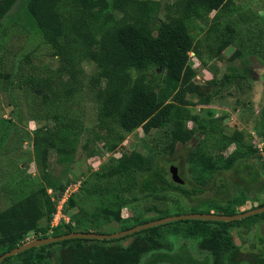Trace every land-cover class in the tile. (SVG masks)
<instances>
[{
  "label": "trees",
  "instance_id": "obj_1",
  "mask_svg": "<svg viewBox=\"0 0 264 264\" xmlns=\"http://www.w3.org/2000/svg\"><path fill=\"white\" fill-rule=\"evenodd\" d=\"M9 2L0 0V19L5 16ZM233 3V0H176L163 6L165 13L161 17L159 12L162 5L157 0H26L27 12L33 23L55 48V54L64 61L61 72L69 74L67 78L60 75L39 78L33 84L35 93L46 104L47 116L52 114L59 124L57 131L47 135L37 132V145L45 144L42 150L39 149L43 161L46 163L50 148L66 159L73 157L76 136L82 133L84 125L72 103H77L82 97L87 82L97 102L96 122L89 129L94 141H102L108 149L114 150L125 140L123 131L129 133L141 127L143 133L148 134L153 129L167 128L173 141L171 152H175L174 145L177 143L187 145L188 161L203 163L209 174L207 178L203 177L205 182L201 178L198 184L191 182L193 184L188 187L184 178V183L172 178L170 167L160 163L158 152L152 156L151 152L145 154L133 151L103 165L91 176L90 182L122 174H129L130 177L136 175L134 186L127 185L124 188L132 200L142 197L167 199L174 193L183 201L181 208L184 204L207 202V213L233 215L248 211H239L238 208L244 207L254 193H264V175L252 157L259 149L252 142L251 134L237 129L227 131L229 127L223 116H213L208 123L199 124L198 129L197 126L190 128V120L197 123L200 120L198 116L192 115L188 109L190 103L186 99V94L194 91L192 80L198 75V67L191 62L193 56L203 66H209L210 61L222 58L224 51L233 46L234 51L229 56L232 62L255 50L256 46H248L251 41L244 43V38L257 36V31L260 38L264 37V26L253 23L257 17L263 18L251 11L234 15L236 5ZM211 15L212 24L207 30L197 28V20ZM243 26L246 30H243ZM84 62L96 66L93 75H87L82 66ZM154 69H159L160 74L150 75L149 72ZM232 72L226 75L231 77L227 79L229 82H241L248 75V72H238V68ZM67 98L71 99L72 105L69 107L66 106ZM201 102L206 100L202 99ZM261 126L264 127V124ZM197 130L205 136L194 139L197 142L195 144L190 138ZM72 132L75 137L70 138ZM215 138H219L213 144L219 146L218 149L225 150L232 145L234 149L226 156L207 154L205 149ZM232 170L241 179L238 184L233 183L235 186L232 189L239 188L241 194L234 192L228 195L231 182L222 181L216 193L227 194L224 199L208 198L197 204L188 202V199L207 192L211 182L215 183V179L220 178L224 171ZM44 180L45 187L0 211V256L23 245L31 231L43 237L74 232L70 222L64 219L58 225L51 226L58 200L63 191L74 183L73 180L59 185L47 175H44ZM79 182L78 188L65 202L66 210L74 200V194L84 189L87 179ZM93 187L91 193L106 194L101 186ZM50 189L61 192L55 197ZM117 203L122 204V201ZM260 206H264V202L253 208ZM178 210L153 205L145 212L150 211L154 215L148 217L143 212L135 218L134 223L123 228L130 229L170 213L186 211ZM117 216L119 220H124L118 211ZM257 216L248 224L264 220V212ZM44 218L47 220L45 226L41 224ZM243 219L245 217L233 221L179 219L163 223L162 226H170L164 232H161L159 224L119 238H72L58 243L75 242L83 246V258L90 264H264V251L253 254L244 251L246 244L258 246L259 242H250L247 236H243V230L239 231L238 237L234 234V229L242 228ZM62 228L65 230L60 232ZM246 228L248 233L249 225ZM84 231L89 232L87 229ZM168 235L183 238L175 251L170 246L157 245ZM128 238L131 241L118 249L103 248L107 242ZM190 239H198L207 253L196 255L191 250ZM45 246L47 244L32 247L16 255L27 256V264H31L35 258L37 264H41L43 255L34 254L33 251ZM13 257L5 258L1 264Z\"/></svg>",
  "mask_w": 264,
  "mask_h": 264
},
{
  "label": "rangeland",
  "instance_id": "obj_2",
  "mask_svg": "<svg viewBox=\"0 0 264 264\" xmlns=\"http://www.w3.org/2000/svg\"><path fill=\"white\" fill-rule=\"evenodd\" d=\"M157 1L162 5L159 15L164 17L163 6L172 4L176 0ZM233 2L236 5L234 15L240 12L247 14L248 11H251L254 15H260L263 18L261 20L257 17L253 23L258 22L259 26H264V0H233ZM26 6V0H10L6 6L5 16L0 19V211L29 193L45 187L44 175H47L58 185L66 184L72 180L74 183H78L87 179L84 189L74 194V200L70 203L69 208L64 209L70 222L69 225L74 231L87 229L98 233L120 232L125 230L123 226L134 223L135 218L143 212L148 217L154 215L150 211L145 212L153 205L172 211L186 209L185 212L170 213L165 217L187 213H207L208 203L199 201L208 198L221 200L225 196L227 197V194L217 195L216 193L217 187L222 181L231 182L228 195L241 192L237 187L232 189L235 186L233 183L241 182L240 176L235 170L224 171L222 176L220 174V178L215 179V183L211 182L207 192L188 199V202L195 204L199 202L197 205L184 204L183 208H181L182 199L174 193L170 194L167 199L142 197L132 200L131 195L125 192L124 188L127 185L134 186L136 175L130 177L129 174H122L111 179L105 178L90 182L91 176L103 165L111 163L113 159H118L123 154L129 155L133 151H141L145 154L151 152L152 156L158 152L160 163L167 165V168L172 165L178 166L179 174L188 182V187L193 184L191 182L198 184L201 178H207L209 174L203 163L188 161L187 145L177 143L174 145L175 152H171L173 141L167 128L153 129L148 134H144L141 127L129 133L123 131L125 140L114 150L108 149L102 141H94L89 129L94 127L96 122L97 102L87 82L82 97L79 100L76 99L77 103H72L84 125L82 133L76 136V149L73 157L66 159L65 156H60L55 149L50 148L45 163L39 153V149L42 150L45 144L38 143L39 146L37 145L35 141L37 132L40 131L41 135H47L57 131L59 124L52 114L47 116L46 104L35 93L33 84L38 82L39 78L48 79L57 75L67 78L69 74L65 71L61 72L64 61L55 54V48L44 39L41 31L30 18ZM212 20V15L197 20V28L207 30L212 24ZM243 30H246L245 26H243ZM258 34L260 33L257 31V36L244 38V43L247 40L251 41L248 46H256L255 50L246 54L244 58H238L232 62L229 60V56L234 51L233 46L224 51L222 58L210 61L209 66H203L193 56L191 62H194V65L198 67V75L192 80L194 91L188 92L186 99L190 103L188 109L200 120V123L190 120L188 122L190 128L197 126L198 129L199 124L208 123L213 116H223L229 127L226 128L227 131L232 132L237 129L250 133L252 142L259 149V152L252 156L255 159L253 162L257 164L264 175V127L261 126L264 124V45H262L264 37L260 38ZM82 66L87 75H93L96 71L94 64L84 62ZM234 68H238V72L251 70L241 82H229L227 79H231V77L226 75L233 73ZM153 71L149 74H160L159 69ZM215 75L216 78H213ZM211 80L214 82H210ZM202 99H205L206 102H201ZM65 101L67 107L72 105L71 99L67 98ZM200 130L191 134L190 141L197 144L194 139H202L205 136ZM69 137H75L73 132L69 134ZM218 140L219 138H215L208 144L205 149L207 154L218 157L220 154L226 156L231 153L234 145L225 150L218 149L219 146L213 145ZM193 148L195 149V147ZM201 181L205 182L204 179ZM94 185L104 188L106 194L91 193ZM60 192L61 190H53L51 194L57 197ZM252 196V199L248 200L244 207L238 208L239 211L252 209L264 202V193H254ZM118 201H122V204H118ZM117 211L121 213V219L124 218V220L118 219ZM255 215L245 217L241 223L242 228L234 229L236 237H238L239 231L243 230V236H247L251 240L250 242L254 240L255 243L259 242L258 246L256 244V246H250V244L244 246V251L250 254L264 251V220L248 224L258 217L257 214ZM257 220L255 219V221ZM41 224L43 226L47 224L46 218L42 220ZM162 225L164 224L157 225L161 227V232L167 231L170 227ZM247 225H249L248 233ZM64 230L62 228L60 232ZM50 236L54 235L48 234V237ZM37 238L44 237L31 231L24 243ZM123 239L107 242L103 248L118 249L131 241L130 238ZM182 241L181 236L168 235L160 241V244L157 242V245L158 247L170 246L175 251ZM189 241L191 250L196 255L202 256L207 253L198 239ZM58 242L60 241L33 251L34 254L43 255L44 259L40 261L41 264H90L83 258L85 250L82 248L83 246L75 242L69 244ZM26 259L27 256L14 255L5 264H27ZM37 263L38 260L35 258L31 264Z\"/></svg>",
  "mask_w": 264,
  "mask_h": 264
},
{
  "label": "water",
  "instance_id": "obj_3",
  "mask_svg": "<svg viewBox=\"0 0 264 264\" xmlns=\"http://www.w3.org/2000/svg\"><path fill=\"white\" fill-rule=\"evenodd\" d=\"M170 171L172 173V178L178 182V183H184V179L181 178L179 174V169L177 166L172 165L170 167ZM264 212V206L256 207L253 209H249L248 211L236 213L233 215L229 214H223V213H216V212H210V213H187L182 215H174V216H167L160 219H154L151 220L145 224H141L135 227H132L130 229H126L120 232L116 233H97L93 231H74L70 233H66L59 236H50V237H44V238H37L32 239L28 241L27 243H24L21 246L15 247L14 249L7 251L3 253L0 256V264L4 261L5 258L16 255L20 252H23L27 249H30L32 247H39L42 245L50 244L53 242L61 241L64 239H72V238H98V239H111V238H119L123 237L125 235L134 233L136 231H140L145 228L153 227L159 224L179 220V219H209V220H220V221H233L237 219H241L244 217H248L251 215L259 214Z\"/></svg>",
  "mask_w": 264,
  "mask_h": 264
},
{
  "label": "built area",
  "instance_id": "obj_4",
  "mask_svg": "<svg viewBox=\"0 0 264 264\" xmlns=\"http://www.w3.org/2000/svg\"><path fill=\"white\" fill-rule=\"evenodd\" d=\"M80 182L78 183H73L71 185H69L62 194V197L60 198V200H58L57 203V210L53 215L52 221H51V226H56L58 225L62 219H64L66 222H68V217L67 215H65L64 213V209H65V202L68 199V197L72 194V192L78 188ZM50 192H52L53 190L50 189ZM55 199V198H54Z\"/></svg>",
  "mask_w": 264,
  "mask_h": 264
}]
</instances>
